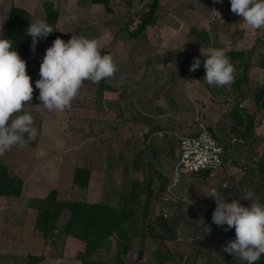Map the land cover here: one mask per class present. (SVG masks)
I'll list each match as a JSON object with an SVG mask.
<instances>
[{"label":"rangeland","instance_id":"rangeland-1","mask_svg":"<svg viewBox=\"0 0 264 264\" xmlns=\"http://www.w3.org/2000/svg\"><path fill=\"white\" fill-rule=\"evenodd\" d=\"M47 1L59 13L57 23L52 25L54 30L65 32V41L72 35L97 39L100 51L112 56L117 72L98 83L84 81L70 107L50 111L37 99L35 80L51 41L38 39L33 51L31 39L29 52L20 56L26 60V71L34 88L33 98L24 102L28 105L23 111L33 115L36 135L28 143L14 145L0 154V162L24 182L20 198L6 199L9 212L13 211L6 217L17 222L14 215L22 212L24 216L18 221L25 229L30 224L32 230L36 211L28 202L53 189L60 199L102 201L113 206L126 202L134 210L131 217L136 219L135 232L143 229L145 236L130 235L134 255L125 256L122 264H241L242 260L223 250L226 242L235 238V230L224 231L227 225L218 226L212 221L216 204L209 195L215 191L229 202L236 198L250 207L252 201L243 197L251 191L255 200L264 203V172L261 178H254L260 179L256 182L262 183V189L257 186L253 189L243 181L248 172L242 167L247 162L253 165V161L264 159V98L256 104L251 97L242 96L243 90L264 81V68L256 62L260 43L264 42V29L244 24L242 17L227 9L224 0L223 3L158 0L155 22L147 24L136 36L129 33L149 9L151 0H107L110 10L98 0H0V32L11 5L27 9L34 20L46 21ZM193 29L206 32L207 40H202ZM210 47L223 48L228 58L233 51L251 52L246 85L241 83L235 91L231 83L219 87L206 83L202 52L206 53ZM196 57L201 59V66L190 71ZM231 63L235 72L236 65L240 66L238 60ZM102 105L105 108L101 110ZM235 105L255 114L256 138L251 144H245L230 131ZM199 120L226 147L224 163L207 177L184 173L176 179L174 165L178 160L179 138L189 126L198 128ZM145 133L161 134L164 140L154 142L153 147H144L136 137ZM105 148L111 155L106 158L109 173L104 174L96 167L98 159L93 161L89 166L95 173L90 174L88 181L93 187L86 192L87 187L82 189L73 183V171L76 166L88 165L93 160L91 153L97 155ZM115 152L122 156L120 165L112 170ZM134 187L137 199L130 204L131 199L124 193ZM229 188L233 191H226ZM119 192L126 200L118 201ZM146 196L149 198L145 204ZM6 205L0 210H6ZM160 216L165 219L164 226L169 228L170 235L174 231V238L158 237L161 226L156 218ZM68 217L69 211L63 210L57 225L61 226ZM66 237H58L52 250L45 252L42 264L54 263L49 256L70 257L83 245ZM109 239L114 246L115 239L112 236ZM2 248L10 253L6 254L9 255L6 264H25L27 254L39 253L45 249V242L35 229L22 237L15 227H10L3 235L0 232ZM138 248H143L140 256ZM154 249L157 256L152 252ZM113 250L117 252L116 248Z\"/></svg>","mask_w":264,"mask_h":264},{"label":"clouds","instance_id":"clouds-1","mask_svg":"<svg viewBox=\"0 0 264 264\" xmlns=\"http://www.w3.org/2000/svg\"><path fill=\"white\" fill-rule=\"evenodd\" d=\"M214 2L223 3V0ZM230 10L242 17V22L250 28L264 29V0H230ZM53 31V27L42 19L30 21L26 33L32 37V50L35 51L38 39L46 38ZM202 54L203 79L208 85L219 87L233 82L234 66L223 48L210 47ZM200 66L201 59L196 57L189 70L195 71ZM116 72L112 56L101 54L97 39L72 35L65 41L56 37L46 48L40 63L39 78L35 80L39 90L37 99L50 111H63L70 107L84 81L98 83L113 77ZM33 92L26 60L13 48V40L0 37V154L14 145L28 143L36 135L32 127L33 115L23 111L28 105L24 102L32 100ZM209 196L216 204L212 221L218 226L227 225L224 231L235 230V238L228 240L223 250L245 264H256L264 255V203L255 200L251 191L243 197L252 201L250 207L242 205L236 198L229 202L226 196L215 191Z\"/></svg>","mask_w":264,"mask_h":264},{"label":"trees","instance_id":"trees-1","mask_svg":"<svg viewBox=\"0 0 264 264\" xmlns=\"http://www.w3.org/2000/svg\"><path fill=\"white\" fill-rule=\"evenodd\" d=\"M98 1L102 2L103 5L108 8L107 0ZM224 1L226 2L227 9L230 10V0ZM148 6L149 9L143 13L142 19L139 21L136 28L130 31L129 34L131 36L138 35L147 24L155 22L154 13L158 8V0H151ZM44 10L46 22L51 26L56 24L58 11L53 8V3L51 1L44 3ZM33 20L32 14L27 9L18 5L10 6L0 32V37L13 40V48H15L19 55H25L29 52L32 37L26 32L30 21ZM192 31L199 35L202 40H207L208 34L206 32L200 33L196 29ZM56 37H61L63 39L66 37V34L55 29L46 39L50 40L52 44ZM105 53L107 52H101V54ZM229 54L230 62L237 59L240 65H236L233 74L234 80L231 82L233 90L236 91L239 90L241 83L247 84V59L250 57L251 52L245 54L242 51H233ZM256 62L258 66L264 68V42L260 43V51L257 52ZM242 96H249L256 104H260L264 98V81L257 83L251 89L243 90ZM254 117L255 114L249 113L245 107L235 105L232 108L233 123L230 126V131L237 135L245 144H251L256 138L254 132ZM223 147L224 151H226V147L224 145ZM134 167H136V164ZM242 167H245L246 172H248V176L246 179H243V181L249 186H252L253 189H255L256 186L262 189V183L261 185H257L260 184L258 183L260 179L255 180L254 178L257 176H260V178L262 177L261 174L264 172V159L260 158L258 161H253V165L247 162ZM198 174H201L203 177L209 176L208 171ZM89 177L90 168L87 166H76L73 171V183L82 189L88 186ZM22 188V179L10 173L8 166L0 162V196L19 197ZM226 191L232 192L233 190L229 188L226 189ZM236 192H238V189ZM137 193L134 187L132 191L125 192L124 195L131 199L129 202L132 204L136 202ZM117 194H119L118 201H120V198L126 200V197L121 195V192ZM148 198L149 197L146 196L145 204ZM28 204L36 210L34 229L42 236L45 242V249L37 254H27L25 264L39 263L44 258L45 252L52 250L60 235L71 236L83 243L82 249L76 251L74 255V257L79 260V264H122V259L125 256L133 257L134 255V252L131 250L132 240L130 235L139 236L141 238L145 236V231L143 229L140 230L139 233L135 232V230H137L135 226L136 219L131 217L134 210L132 207L128 206L126 202L117 203L113 206L102 201L90 202L79 199H60L57 197V190L53 189L45 196L31 199ZM145 204L143 205L146 206ZM63 210L69 211V217L61 226H58L57 220ZM144 215L145 213L141 214L140 218ZM156 220L161 226V232L158 237L174 238V231L173 234L170 235L169 228L164 226L166 222L165 219L160 216L157 217ZM141 222L143 223L144 221ZM111 236L115 239L114 246L109 239ZM113 247L116 248V253H114ZM138 250V256H140L143 248H138ZM152 252H154L155 256L158 255L156 249ZM241 264H245V262L242 261ZM256 264H264V255L260 257Z\"/></svg>","mask_w":264,"mask_h":264},{"label":"built area","instance_id":"built-area-1","mask_svg":"<svg viewBox=\"0 0 264 264\" xmlns=\"http://www.w3.org/2000/svg\"><path fill=\"white\" fill-rule=\"evenodd\" d=\"M197 125L194 129L189 126L179 138L178 160L174 167L176 179L184 173L208 171L212 174L223 165V143L200 120Z\"/></svg>","mask_w":264,"mask_h":264},{"label":"crops","instance_id":"crops-1","mask_svg":"<svg viewBox=\"0 0 264 264\" xmlns=\"http://www.w3.org/2000/svg\"><path fill=\"white\" fill-rule=\"evenodd\" d=\"M58 15H59V13H58ZM65 33V32H64ZM66 34V33H65ZM107 88H108V86H107ZM106 89V88H105ZM105 107H104V105H102V106H99V109H104ZM104 111V110H103ZM116 119H118V120H120V118H116ZM131 120L134 122V121H136L135 120V118H131ZM150 120H148V122H149ZM116 124V123H115ZM153 126H151V128H152ZM188 129V128H187ZM149 130H150V128L148 129V133H149ZM148 133H145L144 135L143 134H140L139 135V137H136V139H139L140 141H142L144 144H143V146L145 147V145H146V147L148 148V145H151V147H153V144H154V142H157L158 144H159V142L160 141H162V140H164V139H161L160 137L162 136L161 134H159L158 136L157 135H148ZM136 139H135V142H136ZM132 140V139H131ZM134 140V139H133ZM133 140H132V143H133ZM100 148V147H99ZM97 150V149H96ZM89 153V152H88ZM90 154V153H89ZM92 154V153H91ZM90 154V158H92L93 160L91 161V162H89V164L88 165H86L87 167H89L90 168V174H91V176H93V174L95 173L94 172V170L92 169L93 167H90L89 165L90 164H92L93 163V161H96V159H98V161H96L97 162V164H96V167H100V170L102 169L103 170V173L105 174V173H109V170H108V168H109V163L108 162H106V158L107 157H109V156H111L109 153H106V148H105V150H104V152H100L99 151V153L97 154V155H95L96 153L94 152L92 155ZM177 155H178V145H177ZM114 156V155H113ZM121 156L122 155H119L118 153H116L115 152V156H114V158L116 159V161L114 162V164H113V166H114V168L112 169V170H115V168L117 167V166H119L120 165V161H119V158H121ZM109 165V166H108ZM174 167H175V165H174ZM23 184H24V182H23ZM93 186L91 185V183L89 182V184H88V186H87V188L85 189V191L87 192L89 189H91ZM99 190V185H98V189L96 190V191H98ZM10 197H8V196H0V208H4V206L6 205V202H8V200H6V199H9ZM20 198V197H19ZM8 206L6 205V208H7ZM33 210H34V213H35V209L33 208ZM13 211H11V212H9V210H8V208L6 209V210H0V232H1V234L3 235V233H4V231H5V229L6 228H10V227H15L16 229H17V232L19 233V235H21L22 237H25V236H27L28 235V233H30V232H32L33 230H34V228L32 227V230H30L31 229V225L29 224V226L30 227H26V229L25 228H23V226H22V223L20 222V221H18V219L17 218H19V217H22V215L24 216V213H22V212H20V213H18L17 215H14L15 216V218H16V221L17 222H11L10 220H9V218H7L6 216L7 215H9V213L11 214ZM13 214H15V213H13ZM3 215H4V217H3ZM26 218V217H25ZM25 218H24V220L23 221H25ZM19 220H22V219H19ZM25 229V230H24ZM67 239H70V240H74V241H76V242H79V244L80 245H82L83 243H81V241H79V240H77V239H75V238H73V237H71V236H67L66 237V240ZM82 247H83V245L82 246H79V247H77L76 248V250H74L75 251V253H76V251H78V250H81L82 249ZM7 248H2V249H0V264H6V262L7 261H9L8 259V256L6 255V254H10V253H8L7 251ZM69 250H71V248L69 249ZM69 250H67V251H69ZM30 254H35V253H30ZM75 255V254H74ZM74 255H72V256H70V257H68V256H66V257H63V256H58V258H56V256L54 255L53 257H51V256H49V258H51L52 260H54V263L53 264H55L56 263V261H60V263L62 264V263H64V262H66L67 264H79V260H77L75 257H74ZM46 258H44V260H45ZM44 260H41L39 263H37V264H42L43 263V261Z\"/></svg>","mask_w":264,"mask_h":264}]
</instances>
